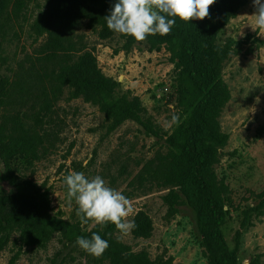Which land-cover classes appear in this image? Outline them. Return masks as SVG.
<instances>
[{
  "label": "rangeland",
  "instance_id": "obj_1",
  "mask_svg": "<svg viewBox=\"0 0 264 264\" xmlns=\"http://www.w3.org/2000/svg\"><path fill=\"white\" fill-rule=\"evenodd\" d=\"M47 3L24 0L19 9L17 0H0V78L11 82L3 114L11 126L13 121L21 126L18 134L37 128L43 135L40 157L25 170L26 175L50 191L51 213L72 223L81 221L75 200H68L65 176L72 171L84 172L89 178L99 175L131 201L129 221L145 211L154 222L148 239L135 238L132 230L127 235L118 232V239L136 252L147 251L152 259L173 256V264H205L207 258L193 209L183 204L175 215H170L163 199L169 189L160 186L158 179L143 178L145 166L151 161L157 163L158 153H166L164 141L149 136L133 121L111 131V122L97 106L83 99H69L67 92L53 98L56 61H49L40 52L45 37H38L32 28ZM254 12L250 0L220 34V42L234 40L236 50L226 61L223 73L232 98L220 121L230 138L217 172L229 184L237 208L255 204L264 191V46L254 42L264 39V32L255 28L251 17ZM74 38L79 47L96 46L103 72L118 80L122 91L140 96L158 126L168 132L174 130L172 117L178 116V111L170 53L164 49L149 52L147 44L141 42L131 53L115 54L114 49L123 42L121 34L101 40L87 21L78 27ZM231 211L232 218L225 226L230 244L239 213ZM254 223L243 233L239 264L254 258L264 264V216L254 218ZM95 225L89 221L82 226L90 229ZM15 253L11 243L0 254V264H102L98 257L79 248L76 240L68 241L61 234L46 246L25 247L12 263Z\"/></svg>",
  "mask_w": 264,
  "mask_h": 264
},
{
  "label": "trees",
  "instance_id": "obj_2",
  "mask_svg": "<svg viewBox=\"0 0 264 264\" xmlns=\"http://www.w3.org/2000/svg\"><path fill=\"white\" fill-rule=\"evenodd\" d=\"M249 2L216 0L209 18L187 23L177 19L170 34L164 36L149 35L144 41H136L121 34L123 42L114 49L115 54L131 53L141 42L147 44L149 52L164 49L170 53L179 117L172 132L154 122L140 96L122 91L121 83L103 72L96 46L79 47L74 38L78 27L87 21L101 40L112 39L115 32L107 27L105 17L115 0H48L32 25L38 37H45L40 52L49 61H56L53 98L67 92L69 99H83L97 106L111 122V131L133 121L149 136L164 141L166 153H158L157 163L151 161L145 166L143 178L158 179L160 186L169 189L163 199L170 215H175L183 204L193 209L207 258L205 264H239L244 231L255 224L254 218L264 216V191L256 197L255 204L237 208L229 184L217 172L230 138L220 121L232 98L223 73L226 61L236 50V42L230 39L221 43L220 34ZM17 5L21 9L24 0H17ZM254 42L264 46V39ZM10 85L9 79L0 78V254L12 243L16 249L14 263L25 247L46 246L56 234L72 241L77 237L90 239L95 233L109 243L98 257L102 264H173V256L152 259L145 250L134 251L116 237L119 231L114 224L85 229L81 223L51 213L50 191L25 171L39 159L43 135L37 128L18 134L21 126L16 121L11 126L4 116ZM231 209L239 212L232 244L225 234ZM133 221L135 238L152 236L154 222L145 211H140ZM250 264H260V260L254 258Z\"/></svg>",
  "mask_w": 264,
  "mask_h": 264
},
{
  "label": "clouds",
  "instance_id": "obj_3",
  "mask_svg": "<svg viewBox=\"0 0 264 264\" xmlns=\"http://www.w3.org/2000/svg\"><path fill=\"white\" fill-rule=\"evenodd\" d=\"M216 0H115L105 17L107 27L115 33L144 41L149 35H167L176 24L204 20ZM251 15L256 29L264 32V0H253ZM178 121V116L172 117ZM68 200H75L81 224H114L123 235L135 228L129 221L133 213L131 201L118 189L109 186L97 175L89 178L84 172L72 171L64 178ZM76 244L92 256L100 257L109 248L107 240L93 233L91 238L77 237ZM243 264H250L245 259Z\"/></svg>",
  "mask_w": 264,
  "mask_h": 264
},
{
  "label": "built area",
  "instance_id": "obj_4",
  "mask_svg": "<svg viewBox=\"0 0 264 264\" xmlns=\"http://www.w3.org/2000/svg\"><path fill=\"white\" fill-rule=\"evenodd\" d=\"M167 92H169V88H166Z\"/></svg>",
  "mask_w": 264,
  "mask_h": 264
}]
</instances>
